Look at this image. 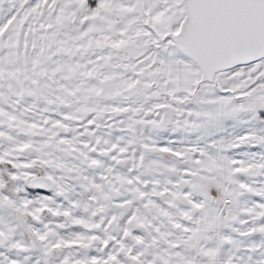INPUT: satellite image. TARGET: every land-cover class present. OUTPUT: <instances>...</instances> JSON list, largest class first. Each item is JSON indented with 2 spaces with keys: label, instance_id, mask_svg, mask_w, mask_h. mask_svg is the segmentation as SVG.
<instances>
[{
  "label": "snow or ice",
  "instance_id": "1",
  "mask_svg": "<svg viewBox=\"0 0 264 264\" xmlns=\"http://www.w3.org/2000/svg\"><path fill=\"white\" fill-rule=\"evenodd\" d=\"M0 264H264V0H0Z\"/></svg>",
  "mask_w": 264,
  "mask_h": 264
}]
</instances>
